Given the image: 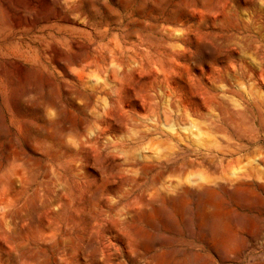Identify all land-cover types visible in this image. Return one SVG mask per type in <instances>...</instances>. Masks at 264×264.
I'll list each match as a JSON object with an SVG mask.
<instances>
[{
    "label": "clouds",
    "instance_id": "obj_1",
    "mask_svg": "<svg viewBox=\"0 0 264 264\" xmlns=\"http://www.w3.org/2000/svg\"><path fill=\"white\" fill-rule=\"evenodd\" d=\"M0 264H264V0H0Z\"/></svg>",
    "mask_w": 264,
    "mask_h": 264
}]
</instances>
